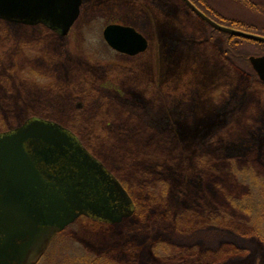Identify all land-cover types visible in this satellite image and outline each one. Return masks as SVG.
I'll list each match as a JSON object with an SVG mask.
<instances>
[{"label":"rangeland","instance_id":"rangeland-1","mask_svg":"<svg viewBox=\"0 0 264 264\" xmlns=\"http://www.w3.org/2000/svg\"><path fill=\"white\" fill-rule=\"evenodd\" d=\"M208 1L207 4L224 17L264 24V14L255 12L243 0ZM253 1H262L264 7V0ZM209 15L223 25L264 36L263 30L235 26ZM111 23L135 27L148 38V49L134 57L113 50L103 34ZM211 32L205 23L191 15L181 0H83L80 16L66 35L44 27L12 25L1 19L0 129L20 126L27 113L53 117L63 125L70 124V127L65 125L70 129L72 125L71 130L80 141L94 148L97 139L85 141L74 123L85 132L93 133L87 121L90 112H96V101L88 103L87 110L83 109L86 92L81 84L86 81L85 77L91 84L106 88L114 100L121 101L120 94L134 105L155 102L146 94L147 85L151 83L168 96L178 99L186 96L195 103L194 117L193 120L191 117L177 120V134L192 154L178 180H173L171 170V182L168 181L171 186L183 185L187 205L195 211L181 220L182 228L188 233L181 234L177 241L186 247L194 244L193 250L204 257L179 264H264V242L257 235L243 240V245L240 241V245L221 247L223 239L231 240L227 237L230 234L226 236L214 226L206 225L214 224L211 217L224 215L229 217L227 221L231 225L242 231L241 235L251 233L253 226L261 227L264 234V211L259 210L264 202L259 195L260 180L250 179L251 174L264 176V86L249 88L241 115H230L232 108L227 104L238 91L235 85L239 76L220 59L218 48L224 47V40L219 35L211 38ZM209 39L214 45L206 44ZM240 47L254 56L260 53L252 43H242ZM166 99L159 104H167ZM116 132L113 134L119 139L139 134L134 129ZM227 146L232 152L226 150ZM198 147L200 155L196 156ZM92 148L89 149L94 150ZM234 149H239L238 156ZM99 154L101 158L94 155L122 178L127 179L126 172H132L129 163L121 161L122 158L117 164L113 157ZM171 186L169 191L173 189ZM183 187L179 189L181 193ZM160 188L155 182L148 191L160 192ZM249 191L255 194L251 202L257 201V206H253L251 214L241 213L231 200L243 198ZM95 225L88 220L69 227L68 233L55 244L52 242L38 264H60L64 257L85 251L103 256L99 247L117 238V231L106 232ZM233 239L239 240V237ZM182 251L171 246L167 251L162 249L160 255L171 257Z\"/></svg>","mask_w":264,"mask_h":264},{"label":"trees","instance_id":"trees-1","mask_svg":"<svg viewBox=\"0 0 264 264\" xmlns=\"http://www.w3.org/2000/svg\"><path fill=\"white\" fill-rule=\"evenodd\" d=\"M193 1L207 13L213 14L220 21L232 22L235 26L245 27L250 30L264 31L263 23L257 24L256 22H247L243 18L231 19L224 17L212 5L207 4L209 2L208 0ZM233 1L239 2L240 0ZM243 2L245 5L254 8V11L256 10L255 12L264 14L262 1L243 0ZM185 7L191 15L200 19L210 27L212 30L210 34L211 38L219 35L224 40V47L218 48L220 59L239 76L235 85L236 88L238 87V91L236 94L231 95L230 98L232 101L227 104V107L232 108V110H229L232 117H239L241 115L240 110L245 107V100L250 92L249 88L258 85L264 86V81L259 78L250 61L252 53L247 52L240 46L242 43H252L260 50L259 54H264V42L238 37L236 35L232 36L216 28L214 29L189 7L186 5ZM208 42L206 44L211 43L214 45L212 39H209ZM85 79L86 81H82L81 84V87L84 88L83 92H86V104L83 109L87 110L86 106L88 103L96 101V108H94L96 112H90V115H88L90 120L87 121L93 133L85 132V129L81 128L76 122H73L77 125L76 129H78V134L82 135L85 141L86 139H97L96 144H94L95 147L93 146L94 148L91 145H87V147L95 150L96 153L94 150L89 149L97 157L101 158L102 156L99 154L101 153L102 155L113 157L117 164H119V158H122L121 161L124 160L127 164L129 163L128 167L132 172H126L127 176H125L127 179L122 178L112 167L111 169L121 179L127 187L126 189L133 196L137 205V212L133 218L124 220L121 224L113 225L95 222L86 217L80 218L75 223L82 222L85 224V221L90 220V222L96 224V227L106 232L116 230L118 237L109 241L110 244L108 243L99 247V251L104 253L103 256H94L92 253H86L85 251L64 257L60 264H179L186 260L192 261L204 257L203 255H198L197 250H193L194 244L186 247L183 244L181 245L180 241H177L181 234L188 233L187 229L182 228L183 224H181V220L189 212L194 213L195 211L191 210L187 205L188 202L184 194L185 189L183 185L172 184L171 186L169 183L171 170L174 173L173 180H178L179 175L185 172L186 165L189 162V155L192 154L189 148L183 146L178 136L179 134H177L178 125L176 123L177 120H183L186 117H191L193 120L195 103L186 98V96L180 99L172 95L168 96L169 94L166 95L162 91H158L151 83L147 85L146 94L155 102L147 105H134V102L130 101L127 96L123 98L120 94L118 97H120L119 100L121 101L114 100L115 98L112 97V94L106 88L101 89L91 84L87 80V77ZM156 91L158 93L157 95L155 94ZM223 91L220 93L221 98L223 97ZM124 92L127 95L126 91ZM166 98H170V100ZM165 99L167 104L160 105L159 103H163ZM77 109L79 110L80 108ZM30 115L32 114L27 113L26 117L28 118ZM46 117L48 118V116ZM49 118L53 119V117ZM67 126L70 127V124ZM71 127V129L74 128L72 125ZM133 129L137 130L139 134L135 136L130 135L123 139H119L113 134V132L117 133L116 131L125 133L126 130ZM226 150L232 152L231 147L229 149L227 146ZM234 151L236 156H238L239 149H234ZM197 152L196 156L200 155V147H198ZM221 159H224V157L222 156ZM243 170L245 171L246 169ZM248 171L250 172V170ZM250 177H252L250 178L251 180H260L258 187L259 195L260 198L264 199V176L260 178L256 174H251ZM155 182L160 184V192L156 190L154 192L152 189L148 191L152 183ZM170 186L173 189L169 191ZM181 187H183L182 193L179 191ZM254 195L252 191L246 192L243 198L232 199V205L237 207L241 213L251 214L254 212L253 206H257V201L251 202V198ZM259 210L264 211V202H261ZM263 219L264 216H262ZM211 220L215 221L213 222L214 224L206 223V225L214 226L221 233H226V236L230 234L227 237H231V240L228 238L223 239L220 243L221 247L229 244L235 245L236 243L240 245V241L241 245H243L242 241H247L248 238L252 239V235H257L264 242L263 229L259 226H253L254 228L252 227L253 231L251 233L241 235L240 233L242 231L240 232L234 225L228 222L229 217L223 215L217 218L211 217ZM74 224L69 227H72ZM69 227L65 232L63 231L58 234L53 241L54 244L62 235L69 232V229H71ZM74 235L75 233L73 231L71 236L73 237ZM235 236H238L239 240L233 239ZM171 246L181 248L184 251L171 257L160 255L162 249L167 251ZM245 251H248V249L245 248ZM206 252L208 253L209 249Z\"/></svg>","mask_w":264,"mask_h":264},{"label":"water","instance_id":"water-1","mask_svg":"<svg viewBox=\"0 0 264 264\" xmlns=\"http://www.w3.org/2000/svg\"><path fill=\"white\" fill-rule=\"evenodd\" d=\"M184 1L213 28L264 42L263 35L223 25L192 0ZM82 2L0 0V19L44 24L66 35L80 16ZM103 34L118 52L135 55L149 47L147 37L133 26L111 23ZM250 61L264 81V55L251 56ZM69 156L77 162V176L73 181L68 175L56 176L51 182L42 163L58 165ZM132 213L127 190L63 125L33 118L0 134V264H36L54 236L82 215L115 223Z\"/></svg>","mask_w":264,"mask_h":264},{"label":"flooded vegetation","instance_id":"flooded-vegetation-1","mask_svg":"<svg viewBox=\"0 0 264 264\" xmlns=\"http://www.w3.org/2000/svg\"><path fill=\"white\" fill-rule=\"evenodd\" d=\"M183 2H184V4L187 6V7H189V5L184 1V0H182ZM193 1V0H192ZM194 2V1H193ZM195 3V2H194ZM196 4V3H195ZM197 5V4H196ZM198 6V5H197ZM202 11H204L208 16H210L204 9H202L200 6H198ZM190 8V7H189ZM191 9V8H190ZM192 10V9H191ZM193 11V10H192ZM199 16V15H198ZM200 17V16H199ZM211 18H213V17H211ZM202 19V18H201ZM214 19V18H213ZM214 20H216V19H214ZM1 21V20H0ZM8 23H10V24H12V25H14V24H19V22H14V21H8V20H6ZM205 21V20H204ZM217 21V20H216ZM206 22V21H205ZM217 22H219V21H217ZM207 23V22H206ZM23 24V23H22ZM207 24H209V23H207ZM24 25H26V26H29V27H46V28H48V29H50L49 27H47V26H43L42 24H37V25H27V24H24ZM210 25V24H209ZM211 26V25H210ZM212 28H213V26H211ZM210 28V27H209ZM215 29V28H214ZM52 30V29H51ZM54 32H57V31H55V30H53ZM58 33V32H57ZM62 35V34H61ZM113 49V48H112ZM113 50H115V49H113ZM116 51V50H115ZM118 52V51H117ZM118 53H121V54H123V55H128V56H131V57H134V56H137V55H139V53L138 54H135V55H130V54H127V53H122V52H118ZM264 54H256L255 56H263ZM251 56H254V55H251ZM250 56V57H251ZM254 56V57H255ZM33 118H43V119H46V120H50V121H53V122H57V123H59V124H61L60 122H58L57 120H54V119H48V118H44V117H42V116H39V115H30V116H28V118L26 117V119H24V120H22L23 122H22V124H24V123H26V122H28V121H30V120H32ZM61 125H63V124H61ZM63 127H65V128H67L70 132H72L78 139H79V136H77L76 135V133L75 132H73L70 128H68L67 126H65V125H63ZM14 128H9V129H7V130H3V129H0V134L1 133H4V132H7V131H10V130H13ZM88 150V149H87ZM88 152L91 154V155H93L94 157H95V155L90 151V150H88ZM80 155L78 154L77 155V157H79ZM96 158V157H95ZM76 161H72V160H70V156L67 158V159H65V158H63L62 160H61V163L60 164H55V165H46L44 162L42 163V167H43V169H44V171L47 173V176H50L51 177V182H55L54 180H55V178H56V176H58V177H61V178H63L65 175H68L67 176V178L68 179H70V180H72L73 181V179L75 178V176H77L76 175V173H78L79 172V170L78 169H75L74 167V165H76ZM104 165V164H103ZM104 167H105V169H107V167L104 165ZM73 170V171H72ZM114 177H115V179H117L122 185H123V187L126 189L127 187L125 186V184L121 181V179H119V177L114 173V172H112L110 169H107ZM58 179H60V178H58ZM106 188H108V185H107V187ZM127 190V192L129 193V195H130V197L132 198V201H133V213L130 215V216H128L127 218L126 217H123V220H121L120 222H115V223H112V222H107V221H104V220H102L101 218H97V217H95V216H92L91 214H85V215H82L81 216V218L82 217H86V218H88V219H91V220H94L95 222L97 221V222H102V223H107V224H110V225H113V224H121V223H123L124 222V220H127V219H130V218H133L134 216H135V214H136V212H137V205H136V202H135V200H134V198H133V196L130 194V192H129V190L128 189H126ZM57 236V235H56ZM55 236V237H56ZM54 239V238H53ZM40 259V258H39ZM37 260V262H36V264L38 263V261H40V260Z\"/></svg>","mask_w":264,"mask_h":264}]
</instances>
